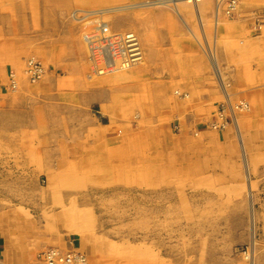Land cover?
I'll return each instance as SVG.
<instances>
[{
    "label": "rangeland",
    "instance_id": "rangeland-1",
    "mask_svg": "<svg viewBox=\"0 0 264 264\" xmlns=\"http://www.w3.org/2000/svg\"><path fill=\"white\" fill-rule=\"evenodd\" d=\"M147 1L0 0V263L42 264L56 248L88 264H264V0H238L230 17L228 0L106 15L156 56L92 76L94 23L72 12ZM214 68L248 109L196 136L226 102Z\"/></svg>",
    "mask_w": 264,
    "mask_h": 264
},
{
    "label": "bare ground",
    "instance_id": "bare-ground-1",
    "mask_svg": "<svg viewBox=\"0 0 264 264\" xmlns=\"http://www.w3.org/2000/svg\"><path fill=\"white\" fill-rule=\"evenodd\" d=\"M198 1L199 0H154V1H150L149 0L147 2H143V3H140V4L134 5V6L133 5H129V6L125 5V6H121V7L120 6L119 7H114L112 9L86 10V11L79 10V11L72 12V14H71L72 20L77 21L79 23H82V20H85L84 24L86 26H88V24H90V23H94L92 26L90 25V27L87 28L88 32L86 34L82 35V41H83V44L86 47L88 61L90 62L91 67H92L91 68V75L99 77V76H106V75H111V74H122L124 72H127V71L133 69V68H138L142 64L146 63L145 57H147V58H149L151 60L152 56H156V52L155 51H153V50L149 49L147 46H145L146 45V40H147V39H145L146 38V34H144L145 32H143L142 30H139L137 26H133L132 25L133 26L132 27L131 24L130 25H127V24L119 25V22H117V21H115V22L107 21L105 19L106 15L108 16L109 14H111L113 12H116V11L120 12V11H128V10H131V9L133 10V9L152 8L154 6H165V5H167L168 2H172L173 4H179V3H186L187 4V3H190L195 8L197 6V2ZM237 2H238V0H228V2L226 4V8H224V10H223V13L226 16L230 17L234 12H236ZM131 23L135 24L133 22H131ZM262 28L263 27H262L261 22H258V23H255L254 25H252V31L253 32H255V31H260L261 32ZM94 32L96 33V35L93 38L89 37ZM127 33H132L133 34L132 36H134L136 38V40L138 42V48H139V51H140V54H139L140 56H138L135 60L130 61V63H128V64H126L124 60L121 61L120 59H118V60L114 59L113 55H111V53H110V51L112 49L108 46V43H107L109 40H113L115 42V44H119V42H120L121 38L123 37V35H125ZM92 39L104 42L102 45H100L98 47V50L103 55L101 61H98V63H96L95 59H94L93 47L91 45L92 44ZM144 43H145V45H144ZM146 48H147V51L145 52ZM145 55H147V56H145ZM209 58H210V56H209ZM33 60H34V58H33ZM216 68H214V69H216ZM140 70H141V68H140ZM161 70H163V69H161ZM134 72H136V71H134ZM12 74L13 75L11 77H9V79H8V82H9V84H8L9 86L8 87L11 88L12 91H15V89H17V79H16L15 73L12 72ZM24 74L26 75V77H27L29 82L35 83L43 75V70H42V68H38L37 64H35L32 61L28 60L27 61V67L24 70ZM215 76H217V79H218V82H219V86L221 87V90H222V94L225 97L224 98L225 100L224 99L223 100L226 101V102L217 106L216 110L214 111V115L212 116V118L207 123H204L202 125L201 131L198 130V129L195 131V135L196 136L200 132H203V130L204 131L210 130V131H213L215 133H223L224 131L227 130V128H229L230 122H232L233 127L236 128V126H237V122H236L237 121L236 120L237 112H240L241 110H243V112H245V110L248 109V103L246 101H244V99H242L243 101L231 103L230 100H229V95L225 91L224 84H223V81L221 79L219 70H217V69L215 70ZM262 80H264L263 77H262ZM165 82H167V81H165ZM165 85H166V83H165ZM168 85H169V83H168ZM184 87H188V85L187 86H183L180 89H175L172 92L171 95L177 101L178 100L179 101H185V100H188L190 97L192 98L193 95L191 96L189 94V90L187 88H184ZM219 101L220 100H218V102ZM194 102H195V100H194ZM192 104L193 103H191L190 105H192ZM193 108H196V107H193ZM189 118H191V117H189ZM228 120H231V121H228ZM180 123H181V121H180ZM179 131H180V127H179ZM2 239H4V242L6 241L5 242V251L3 252V254L7 255L6 251L9 250V243H8L9 239H8V237L2 238ZM15 241H13V243ZM49 250L56 251V252H58L60 254H63V255L66 254V253H69V252H72V253L78 252V253L82 254L85 257V263L84 264H88L89 263L87 256L83 252H81L80 250L78 251L77 249H73V250H70L68 252H63L60 249H56V248L49 249L48 248L45 251H43V253L41 255V258L39 257L40 259H42V262H43L42 264H46V262L44 260V257H43V254L45 252L49 251ZM3 254L0 253V257H2ZM24 258L25 257H23V259ZM0 264H2V262Z\"/></svg>",
    "mask_w": 264,
    "mask_h": 264
},
{
    "label": "built area",
    "instance_id": "built-area-1",
    "mask_svg": "<svg viewBox=\"0 0 264 264\" xmlns=\"http://www.w3.org/2000/svg\"><path fill=\"white\" fill-rule=\"evenodd\" d=\"M96 35L94 32L89 37L93 38ZM132 33H127L123 35L121 38L119 44H115L113 40H109L108 46L112 49L110 51L111 55H113V58L121 61L124 60L126 64L130 63V61L135 60L138 56H140V51L138 48V42L134 36H132ZM104 42L99 40H93L92 39V47H93V53H94V59L95 62L98 63V61H101L102 59V53L98 50V47L102 45ZM44 260L46 264H84L85 263V257L78 253H66V254H60L56 251L49 250L43 254Z\"/></svg>",
    "mask_w": 264,
    "mask_h": 264
},
{
    "label": "crops",
    "instance_id": "crops-1",
    "mask_svg": "<svg viewBox=\"0 0 264 264\" xmlns=\"http://www.w3.org/2000/svg\"><path fill=\"white\" fill-rule=\"evenodd\" d=\"M3 250L5 251V242L2 240V237L0 236V253L3 254Z\"/></svg>",
    "mask_w": 264,
    "mask_h": 264
}]
</instances>
